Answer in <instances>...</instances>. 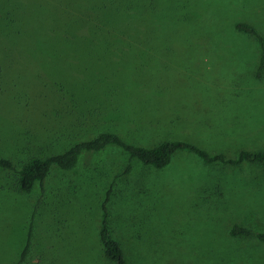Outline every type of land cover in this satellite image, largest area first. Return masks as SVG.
Returning a JSON list of instances; mask_svg holds the SVG:
<instances>
[{"label":"rangeland","instance_id":"obj_1","mask_svg":"<svg viewBox=\"0 0 264 264\" xmlns=\"http://www.w3.org/2000/svg\"><path fill=\"white\" fill-rule=\"evenodd\" d=\"M66 4L0 0V25L1 8L10 24L0 27V156L20 167L105 128L230 159L264 149V52L238 28L264 38V0L109 2L118 10L102 14L118 19L97 37L132 40L125 54L88 51L89 35L70 29L86 12ZM127 161L112 146L84 153L28 194L0 172V264L16 262L31 222L24 264H111L97 234L111 184L109 225L129 264H264L263 241L230 234L233 225L264 233V163H206L180 150L164 168L136 162L127 174Z\"/></svg>","mask_w":264,"mask_h":264},{"label":"trees","instance_id":"obj_2","mask_svg":"<svg viewBox=\"0 0 264 264\" xmlns=\"http://www.w3.org/2000/svg\"><path fill=\"white\" fill-rule=\"evenodd\" d=\"M37 1V0H34ZM66 1V5L71 7H83L85 10V17L82 22L75 26L74 29L77 34L89 35V39L86 40L88 51L90 52H103V53H123L134 49V42L125 37L115 38L114 34L105 33L106 36L99 38V34L104 33L106 30L104 27H109L111 22H115L118 18H114L102 14L105 9L118 10L119 6L109 7L108 3H113L119 0H59ZM127 9L128 7H122ZM122 9V10H123ZM89 11V16L87 12ZM1 12L5 14V18L2 19V25H0L2 31H8L9 19L6 9L1 8ZM88 19V20H87ZM16 22V20H15ZM15 24V23H14ZM240 30L246 33L253 34L259 43L261 49L264 52V38L253 27L248 25H238ZM121 35V34H117ZM97 54V53H96ZM95 56L91 55L90 58ZM264 66V53L261 55V62L259 70ZM108 94V93H107ZM108 96V95H106ZM1 105V103H0ZM28 107L24 105L25 109ZM23 121V118L21 119ZM74 125V124H73ZM71 128V127H70ZM62 134V133H61ZM107 146L119 148L128 158L127 166L124 173H129L133 163H141L146 166H151L156 169H161L167 166L173 155L180 150L188 151L202 161L206 163H225L231 165H238L242 162L250 163H264V149L261 150H241L237 153L236 158H226L223 154H209L205 149L188 141L177 139H165L158 140L157 143L151 145L135 144L127 141L116 130L111 128H105L96 135L69 143L63 146L56 152L48 155H32L28 157L20 167H17L14 162L5 156H0V172H13L16 175L14 186L20 193H30L35 185L42 186V183L50 173L52 168H58L61 170H71L76 167L82 154L84 153H96L106 148ZM113 185L104 194V198L100 203L99 221H98V239L100 245V251L103 257L111 264H129L128 259L124 253V250L120 242L114 237L112 229L109 225V209L108 203L112 194ZM33 223L31 222L27 228L26 239L23 248L18 254V258L14 264H24L31 244ZM232 235H245L255 237L264 242V233H253L247 228L239 225H233L230 229Z\"/></svg>","mask_w":264,"mask_h":264}]
</instances>
